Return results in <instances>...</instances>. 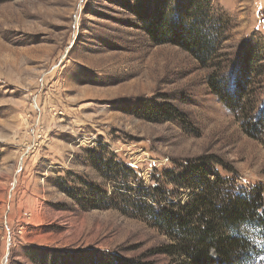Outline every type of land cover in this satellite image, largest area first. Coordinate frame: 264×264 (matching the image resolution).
I'll return each instance as SVG.
<instances>
[{"label": "rangeland", "instance_id": "374dc122", "mask_svg": "<svg viewBox=\"0 0 264 264\" xmlns=\"http://www.w3.org/2000/svg\"><path fill=\"white\" fill-rule=\"evenodd\" d=\"M133 6L0 3V264H52L53 255L170 264L176 257L162 248L174 241L147 205L191 201L207 179L264 195V145L209 84L220 72L233 92L259 44L262 75L249 91L256 113L264 109V0H213L223 57L208 68L153 44ZM168 105L180 116L163 113ZM231 234L253 247L242 264H264L262 227Z\"/></svg>", "mask_w": 264, "mask_h": 264}, {"label": "trees", "instance_id": "16d2710c", "mask_svg": "<svg viewBox=\"0 0 264 264\" xmlns=\"http://www.w3.org/2000/svg\"><path fill=\"white\" fill-rule=\"evenodd\" d=\"M5 1L0 0V3ZM133 11L153 44L176 45L191 54L204 68L221 66L220 26L225 21L215 13L213 0H134ZM259 55V44H251L243 71L235 76L237 87L233 92L227 89L228 80L218 78L220 72L218 76L209 77V84L236 113L243 130L264 145V109L256 113L257 100L250 98L249 91L252 75H262L257 66ZM161 109L169 117L180 116V110L174 105ZM194 169L201 177L206 174H202L203 168ZM219 184L223 185L222 188L218 187ZM202 185L201 194L184 204L147 205L151 218L174 241L162 251L176 257L170 264H242L253 247L245 237L231 234V231L246 222H253L264 229L263 192L256 186L248 192L230 191L226 181L220 179H207ZM59 259L53 255L49 261L68 264L65 259ZM96 259L98 263L92 257L83 264L116 263L109 255ZM128 264L149 263L129 261Z\"/></svg>", "mask_w": 264, "mask_h": 264}]
</instances>
